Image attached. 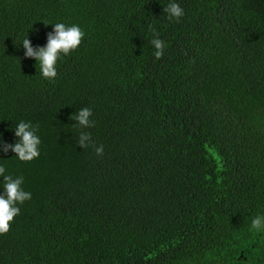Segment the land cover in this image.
Segmentation results:
<instances>
[{
    "label": "trees",
    "instance_id": "obj_1",
    "mask_svg": "<svg viewBox=\"0 0 264 264\" xmlns=\"http://www.w3.org/2000/svg\"><path fill=\"white\" fill-rule=\"evenodd\" d=\"M168 2L0 0V138L25 120L41 139L31 162L0 152L32 194L0 264H264V0H176L179 22ZM57 22L86 36L50 83L19 44ZM82 107L101 157L77 145Z\"/></svg>",
    "mask_w": 264,
    "mask_h": 264
},
{
    "label": "clouds",
    "instance_id": "obj_2",
    "mask_svg": "<svg viewBox=\"0 0 264 264\" xmlns=\"http://www.w3.org/2000/svg\"><path fill=\"white\" fill-rule=\"evenodd\" d=\"M163 12L169 21L179 22L184 17V9L176 2L169 0L163 7ZM52 25V31L47 34V42L43 46L34 47L31 41L22 39L19 45L24 49V57L34 59L36 65H39V75L48 82H54L57 78V63L65 56L76 51L84 40L86 33L78 24H66L64 22L48 23ZM153 32V37L149 44L154 49L153 56L160 59L164 54L165 43L161 40L154 29L149 26ZM93 110L89 107H82L73 113L70 117L75 123L74 128L80 129L77 145L83 149L89 146L93 147L97 157L104 155L103 145L96 146L90 132L85 131L95 126L92 119ZM14 136L18 138L14 143L7 144L0 138V152L7 154L9 151L20 162H31L40 156L41 139L38 135L39 128L31 121L20 120L12 127ZM8 169L0 164V235L6 234L10 230L14 218L20 214V205L31 200L32 194L23 187L24 177L7 174ZM249 231L257 235H264V212L255 215L251 219Z\"/></svg>",
    "mask_w": 264,
    "mask_h": 264
}]
</instances>
